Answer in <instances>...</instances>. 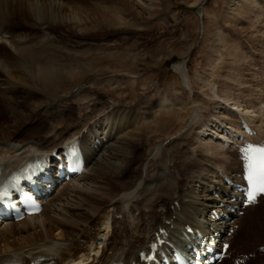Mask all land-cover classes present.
<instances>
[{"label":"bare ground","instance_id":"1","mask_svg":"<svg viewBox=\"0 0 264 264\" xmlns=\"http://www.w3.org/2000/svg\"><path fill=\"white\" fill-rule=\"evenodd\" d=\"M34 2L0 0V49L7 47L11 51V58L4 57V54L0 55V74L4 77L0 79V96L4 98L8 91H19L14 82L17 79L25 82L26 85L30 84L33 94L38 90L46 93L49 90L57 92L62 84L74 78L76 72L67 65L60 64L65 58L64 51L62 50V55L58 56L59 51L54 47V42L46 40L49 30L63 28L68 32L86 35L90 27L108 26L106 29H114L132 24L143 30L153 21L158 25L169 22L164 15L165 0H99L94 7L97 11L96 15L79 10L80 7L77 9L67 7L66 3L57 0H41L40 7ZM254 2L255 0H242L241 9H238L239 7L233 9L236 6L234 3L231 8L234 19H237V22L249 20L246 12ZM25 20L33 21L32 24L29 23L30 26L42 32L45 36L42 37L44 41H39L41 39L39 37L37 41L32 38L30 40L27 39L28 36L17 40L9 35V27L16 26V21L25 22ZM216 32L218 34L219 29ZM219 41L221 42L222 39L219 38ZM226 48H229L233 68H240L237 47L229 45ZM133 56L137 61L139 54ZM174 69L188 91L190 101V104H186L181 101L182 99L178 100L175 107L180 111L186 109L188 105H194L192 108L194 114L190 115L191 128H193L200 119L201 112L192 95L186 62L177 63ZM201 81L205 85L203 78ZM2 86L6 89L2 90ZM215 97L218 99L217 103L213 102L214 98L213 103L205 99L203 103L212 110H217L218 113H215L220 116L213 115L211 123L204 125L203 130L199 132L196 125L194 130H197V139L189 143L184 142L186 149L177 150L169 157H165L170 163L169 176L164 170L157 172L153 170L154 167L153 169L147 167L142 174L136 171L137 174L128 177L129 170L136 161V155L131 142L133 137L127 139L124 135L128 132V127L120 125V121H130L129 112L118 109L111 113L107 110L103 111L102 115L87 128L88 135L77 133L78 129L74 127L68 134L69 138L60 145V150L58 147L52 148L58 139L54 143L51 141L39 143L33 140L21 144L11 141L1 143L2 177H7L31 159L50 157L55 151H63L66 145H70L76 139L83 145L87 165L80 178L73 179L60 189L57 195L58 203L55 198H51L41 215L27 218L19 223L6 222L1 226L0 264L7 262L29 264L37 260L51 264H86L85 262L92 258V252H95V257L87 264H132V262L138 264L139 252L145 251L157 234L164 229L169 231L172 240L176 241L179 247H183L186 241L195 240L194 234L189 236L183 234L188 225L193 229L213 234L220 242L230 238L229 233L236 225L243 229L245 222L238 213H233V209L239 206L234 200L236 192L226 185L220 174L226 175L235 182L241 181L238 179L239 163L234 159L231 145H234L236 138L243 134L245 138L249 137L242 129L241 120L252 121L255 113L229 93ZM48 98L55 99L52 96ZM92 105L93 103L89 102L86 108L90 110ZM168 106H172V103L164 98L157 108L168 109ZM219 111L222 113L224 111L223 116ZM230 112L242 117L237 119L240 131L225 117L229 116ZM181 121L182 124L189 122L182 118ZM214 121L217 124H214ZM184 130L185 128L180 129L176 138H182ZM253 137L256 136L250 138ZM157 155L159 154L155 153L153 156ZM160 158L162 161L163 158ZM153 162L157 163V161ZM186 163L191 169L186 168ZM166 205L168 207H165ZM212 210L220 216L219 220L212 219ZM119 216L122 218L121 221L117 220ZM227 216L231 218L229 221L226 220ZM166 222H170L174 229H171V225L167 227ZM98 226L99 229L105 226L108 232L102 235L98 231ZM176 233H178L177 237ZM100 237L104 242L98 247Z\"/></svg>","mask_w":264,"mask_h":264},{"label":"rangeland","instance_id":"2","mask_svg":"<svg viewBox=\"0 0 264 264\" xmlns=\"http://www.w3.org/2000/svg\"><path fill=\"white\" fill-rule=\"evenodd\" d=\"M31 1H35L34 3L40 7L41 0ZM57 1L66 3L67 7L74 9L80 7L79 10L96 15L94 7L99 0ZM241 1L165 0L164 15L169 22L158 25L153 21L143 30L132 24L114 29H106L108 26L90 27L86 35L68 32L63 28L49 30L46 40L54 42V47L59 51L58 56L62 55V50L65 53L62 60L64 62L61 61L60 64L67 65L76 74L73 79L62 84L59 91L49 90L47 93L38 90L32 94L30 84L15 80V86L19 91H8L6 98L0 96V144L5 141L21 144L32 140L39 143L45 141L54 143L58 139L52 148L58 147L60 150V145L69 138L68 134L74 127L78 129L77 133L88 135L87 128L102 115L103 111L111 113L118 109L129 112L130 121H120V125L128 127V132L124 135L127 139L133 137L130 141L136 155V161L130 168L128 177L137 174L136 171L142 174L147 167L151 169L154 167L153 170L157 172L164 170L169 176L170 163L165 157H169L177 150L186 149L184 142L189 143L197 139V130H194L196 125L199 132L203 130L204 125L213 120V115L220 116L217 110H212L203 103V100L212 102L214 98L213 102L217 103L215 95L222 93H229L250 111L253 110L255 118L245 122L256 130L258 136L253 138H264V109L261 108L264 105V0H255L251 4V8L246 12L249 20L237 22L231 8L235 3L233 9L238 7L241 9ZM29 21H16V26L9 27V35L17 40L28 36L26 38L30 40L32 38L37 41L39 37L41 38L39 41H44L45 36L40 30H34L35 28L30 26L33 21ZM218 29L219 35L216 32ZM219 38L222 39L221 42ZM137 43L140 45L136 46ZM229 45H234L239 50L237 53L240 57V68L234 69L231 65L229 48L225 49ZM107 54L113 56H104ZM135 54H139L137 61L134 60ZM0 55L11 58V51L7 47H2ZM184 61L190 77L192 95L201 112V117L193 128L191 116L194 114L192 113L194 105H188L189 107L180 111L175 107L176 101L181 99L182 102L190 104L189 93L174 69L177 63ZM202 78L205 85L202 84ZM0 79H4L1 74ZM1 88L6 89L5 86ZM51 96L55 99L50 100L48 97ZM164 98L171 101L172 106H168V109L157 108ZM89 102L94 105L90 110L86 108ZM234 116L230 112L229 116L225 117L240 131L237 119L241 116ZM181 118L189 121L188 124H182ZM213 123L217 124L215 121ZM182 128H185L183 137L176 138ZM132 133L136 135L135 138ZM4 137L8 140H4ZM155 153L159 155L153 156ZM232 154L239 163V171L242 173V164L237 158V153ZM160 157L163 158L162 161ZM152 160L157 163L154 164ZM185 165L187 169H191L188 163ZM60 189L58 188L51 197L55 198L56 203ZM220 196L224 198L222 194ZM246 211L247 215L241 217L245 227L241 229L239 225L234 224L239 229V236L232 245L233 254H253L255 256L246 264H264V254L259 251V247L264 246V204L247 208ZM117 220L121 221L122 218L119 216ZM250 229L252 232L249 233ZM98 231L102 235L108 232L105 226H101ZM103 242L104 239L100 237L98 247ZM91 256L86 264L93 261L95 252H92ZM222 264H233V260H226Z\"/></svg>","mask_w":264,"mask_h":264},{"label":"snow or ice","instance_id":"3","mask_svg":"<svg viewBox=\"0 0 264 264\" xmlns=\"http://www.w3.org/2000/svg\"><path fill=\"white\" fill-rule=\"evenodd\" d=\"M259 153V157L255 164V177L250 170L247 179L252 184V190L247 193L249 204L255 203L258 195H264V148L253 149ZM250 169L252 166H249Z\"/></svg>","mask_w":264,"mask_h":264}]
</instances>
